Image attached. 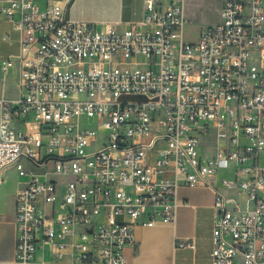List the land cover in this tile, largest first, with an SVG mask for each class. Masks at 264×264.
<instances>
[{"label": "built area", "instance_id": "obj_1", "mask_svg": "<svg viewBox=\"0 0 264 264\" xmlns=\"http://www.w3.org/2000/svg\"><path fill=\"white\" fill-rule=\"evenodd\" d=\"M70 1L0 0L20 33L0 61L19 69L18 96L0 98V184L10 165L27 178L0 264H36L47 242L73 263L134 264V227L175 222L183 184L215 193L212 264H264V0H223L194 42L186 0H145L147 27L124 30L66 19Z\"/></svg>", "mask_w": 264, "mask_h": 264}, {"label": "crops", "instance_id": "obj_2", "mask_svg": "<svg viewBox=\"0 0 264 264\" xmlns=\"http://www.w3.org/2000/svg\"><path fill=\"white\" fill-rule=\"evenodd\" d=\"M203 1L186 0L185 12L188 19L190 16L195 15L193 2L198 4L203 3ZM46 2L47 0H39L41 6H45ZM2 6L3 4L0 2V27L5 31V39L6 35H9V39L6 40L18 43V50L11 52L10 55L17 54L20 51V33L14 27L13 22L2 12ZM144 7L145 0H71L65 5L64 16L68 20L93 24L100 30L110 27L124 30L132 25L146 28L147 25L142 22ZM13 34H17V36L13 38ZM13 86L19 91L18 66L13 68L8 74L0 73V91L2 90L6 93ZM219 177H215L217 182H219ZM179 197L187 200L188 203L179 206L175 222L158 221L153 226L139 224L134 227L138 246L136 249L130 248L128 250L132 263L212 264L211 253L214 245L213 231L216 218V209L214 207L215 193L210 187L201 185L200 190H194L187 193L186 196L179 195ZM13 209L15 217V199ZM8 215L6 210L1 209L0 216L7 217H0V224L8 222ZM16 237L17 222L14 239L7 248L8 253L0 257V260L15 259ZM1 238L2 235L0 234V240ZM182 240L194 242L195 247L189 245L179 246L178 243ZM36 264L78 263H73L69 252H64L59 256L58 249L52 243L47 242L37 251ZM238 264H242V262L239 260Z\"/></svg>", "mask_w": 264, "mask_h": 264}, {"label": "rangeland", "instance_id": "obj_3", "mask_svg": "<svg viewBox=\"0 0 264 264\" xmlns=\"http://www.w3.org/2000/svg\"><path fill=\"white\" fill-rule=\"evenodd\" d=\"M195 9V15L190 16L185 27H184V38L188 42H194L198 40L200 32L210 24L218 22L221 18V12L223 8L222 0H204L203 3L193 2ZM4 29L0 27V60L8 58L11 52H16L18 50V43L11 40H6L4 38ZM13 34V38L16 37ZM3 71L0 68V73ZM19 94V91L16 87H12L11 90L4 93L0 91V98H16ZM103 137H100V141ZM96 146H92L90 149H95ZM261 164L264 165V152L260 156ZM227 172V173H226ZM228 175V171L221 170L219 176L222 177ZM4 181L0 184V212L6 210L8 215V222L0 224V234L2 238L0 240V257H3L8 253L7 248L10 246L11 242L14 239L16 222L14 217V199L17 192V189L21 187L25 178L18 174V171L14 165L8 166L4 170ZM54 179H62V177L51 175ZM201 185L198 186H189V185H180L178 188V195L186 196L187 193L200 190ZM239 201L242 203V206H245L244 197L239 195ZM2 218L7 216H0Z\"/></svg>", "mask_w": 264, "mask_h": 264}]
</instances>
